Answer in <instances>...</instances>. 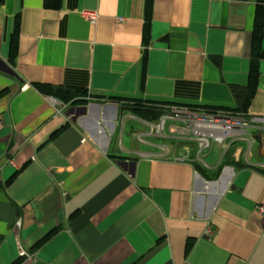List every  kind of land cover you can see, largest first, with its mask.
<instances>
[{"label": "crops", "instance_id": "1", "mask_svg": "<svg viewBox=\"0 0 264 264\" xmlns=\"http://www.w3.org/2000/svg\"><path fill=\"white\" fill-rule=\"evenodd\" d=\"M48 2L0 0V264H264V0ZM127 99L256 124L173 161Z\"/></svg>", "mask_w": 264, "mask_h": 264}, {"label": "built area", "instance_id": "2", "mask_svg": "<svg viewBox=\"0 0 264 264\" xmlns=\"http://www.w3.org/2000/svg\"><path fill=\"white\" fill-rule=\"evenodd\" d=\"M255 120L246 114H236L230 110L209 112L202 105L178 103L164 105L161 114L154 121L142 119L150 128L149 135L163 142L158 145L162 149L161 156H169L173 161L179 162L197 161L203 165H206L205 156L213 144L225 148L228 140L240 138L246 129L256 124ZM140 136L138 135L139 140ZM177 142L186 143L184 146L189 148L192 146L190 149L194 156L190 157L188 147H182L181 154L170 155L171 147L174 149ZM258 209L264 215V205H259Z\"/></svg>", "mask_w": 264, "mask_h": 264}, {"label": "trees", "instance_id": "3", "mask_svg": "<svg viewBox=\"0 0 264 264\" xmlns=\"http://www.w3.org/2000/svg\"><path fill=\"white\" fill-rule=\"evenodd\" d=\"M261 1V0H260ZM59 0H54L53 3H47L49 5H52L53 7H57ZM260 23L258 22L257 28L259 29ZM256 73L252 72V78H255ZM36 87L41 91L49 92L60 99L64 101H68L70 99L75 98L74 102H86L84 98H82L85 94L80 89H72V88H65V87H54L46 84L37 83L35 84ZM253 85V84H252ZM252 90L250 92L241 91L239 95V99H237V108L239 112H244L245 106L247 104V101L249 100V96L251 94ZM118 100V99H117ZM124 107H126L128 110H130L135 115L139 116L141 119L148 120V121H154L156 120L159 115L162 112V108L166 103L164 104H157L150 100H144V99H127L126 103H123ZM170 104V103H168ZM202 107L209 112L216 111V110H228L230 108L224 107V106H214V105H202ZM198 170L202 173H207L205 169H203L200 165H196ZM219 169L215 172V174H218ZM188 243V245H190Z\"/></svg>", "mask_w": 264, "mask_h": 264}, {"label": "rangeland", "instance_id": "4", "mask_svg": "<svg viewBox=\"0 0 264 264\" xmlns=\"http://www.w3.org/2000/svg\"><path fill=\"white\" fill-rule=\"evenodd\" d=\"M142 127V129H144V130H146V131H148L150 128H149V126H141ZM217 144L215 143V144H213V146H212V152L210 153V155H208V156H206L205 157V162L206 163H211L212 162V160H213V158H214V156L216 155V153H217V151H216V148H217Z\"/></svg>", "mask_w": 264, "mask_h": 264}, {"label": "water", "instance_id": "5", "mask_svg": "<svg viewBox=\"0 0 264 264\" xmlns=\"http://www.w3.org/2000/svg\"><path fill=\"white\" fill-rule=\"evenodd\" d=\"M82 110H84V109H82Z\"/></svg>", "mask_w": 264, "mask_h": 264}]
</instances>
